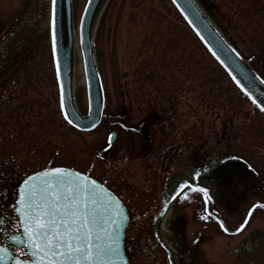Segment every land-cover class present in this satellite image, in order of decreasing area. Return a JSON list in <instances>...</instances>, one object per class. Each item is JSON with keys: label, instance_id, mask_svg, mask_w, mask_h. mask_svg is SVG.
Returning <instances> with one entry per match:
<instances>
[{"label": "rangeland", "instance_id": "obj_1", "mask_svg": "<svg viewBox=\"0 0 264 264\" xmlns=\"http://www.w3.org/2000/svg\"><path fill=\"white\" fill-rule=\"evenodd\" d=\"M24 1L0 0V13L13 12L15 5H20L15 14L22 12ZM86 2L72 0L73 94L83 115L88 103L78 27ZM197 2L264 79V0ZM46 8L43 28L48 30ZM92 37L106 100L95 130L79 132L64 122L52 52H27L33 56L30 71L0 90V217L11 229L15 214L9 206L18 184L44 168H71L124 194L134 177L128 132L140 128L149 112L170 114L174 128L189 131L195 124L199 146H212L215 156L242 158L264 192V115L203 48L170 0H106ZM111 130L117 133L113 144ZM138 134L135 146L141 144ZM126 237L143 254L144 234L130 230ZM214 249L218 264L223 253L216 243ZM158 257L129 262L158 264Z\"/></svg>", "mask_w": 264, "mask_h": 264}, {"label": "flooded vegetation", "instance_id": "obj_2", "mask_svg": "<svg viewBox=\"0 0 264 264\" xmlns=\"http://www.w3.org/2000/svg\"><path fill=\"white\" fill-rule=\"evenodd\" d=\"M23 3L22 12L17 10L15 14L20 6L15 5L14 13H0V90L14 77L30 71L28 64L33 56H25L27 52H53L52 0ZM46 5L48 30L43 28ZM170 117L149 112L140 128L130 129L132 187H125L123 194L118 188L107 186L127 210L126 235L132 230L143 233L146 239L140 254L139 246L125 238L129 259L138 262L141 256L152 261L156 254L158 264H215L216 243L223 253L218 264H264V208L254 210L245 228L237 231L249 209L254 204H264L261 185L249 175L251 168L242 158L215 156L207 143L199 146L195 124L189 131L174 128ZM139 132L141 144L135 146L134 134ZM195 172H200V176L194 177ZM185 181L206 188L210 200L191 192L173 199ZM206 215L208 219H204ZM219 220L229 232L219 227ZM8 223L0 225L6 228L0 232V244L16 255L17 246L9 238L14 230ZM164 232H168V237Z\"/></svg>", "mask_w": 264, "mask_h": 264}, {"label": "snow or ice", "instance_id": "obj_3", "mask_svg": "<svg viewBox=\"0 0 264 264\" xmlns=\"http://www.w3.org/2000/svg\"><path fill=\"white\" fill-rule=\"evenodd\" d=\"M56 3L57 0H52L54 53ZM216 58L220 59L219 56ZM246 94L251 96L250 92L246 91ZM252 102L257 103L255 99ZM260 110L264 111V107ZM64 119L73 123L66 112ZM199 176L200 172L194 173V177ZM179 188L181 191L173 199L188 196L191 192L193 195L203 194L210 200L207 189L194 181H185ZM9 207L15 214L11 223L14 231L9 238L17 246L16 255L0 244V264H127L121 255L119 234L126 219L123 206L89 175L67 167L44 168L26 176L18 184L16 198ZM257 208H264V204H254L249 209L238 232L245 228ZM208 218V215L204 217ZM7 223V218L0 217V225ZM218 223L224 232H229L222 220ZM3 231L6 228H0V232Z\"/></svg>", "mask_w": 264, "mask_h": 264}, {"label": "water", "instance_id": "obj_4", "mask_svg": "<svg viewBox=\"0 0 264 264\" xmlns=\"http://www.w3.org/2000/svg\"><path fill=\"white\" fill-rule=\"evenodd\" d=\"M105 1L106 0H88L79 25V45L87 84L88 111L86 115H82L79 112L73 95L74 36L72 0H57L55 6L56 50L55 53L53 52V58L59 88L60 107L61 100H63L64 106L63 108L61 107L63 117L66 112L73 123L69 124L65 119L64 120L72 128L81 132H90L94 130L100 124L104 110L105 99L103 86L95 60V44L92 36L97 17ZM170 1L198 40L225 70L243 94L251 102L255 99L257 103L254 105L259 110L261 107H264V103H262L264 102V80L250 66L247 60L240 54L237 55L239 52L217 29L197 1ZM177 5H179V7H177ZM189 21H192V23H189ZM197 32H199V35H197ZM201 37H203V39H201ZM213 52H215L216 55H213ZM217 56L220 57L219 60L216 58ZM221 61L224 63H221ZM57 63L59 64V73L57 72ZM233 77H235V79H233ZM237 80L240 81L239 84H237ZM245 90L250 92L251 96L247 95ZM257 105H260V107ZM261 112L264 114V111ZM115 136V133L112 132L109 136V143L114 142ZM108 191L118 199L110 190ZM6 192L5 190L4 193ZM123 210L126 219L119 233L121 255L124 257V260L127 261V264H129L123 248L125 229L128 225V216L124 207Z\"/></svg>", "mask_w": 264, "mask_h": 264}]
</instances>
